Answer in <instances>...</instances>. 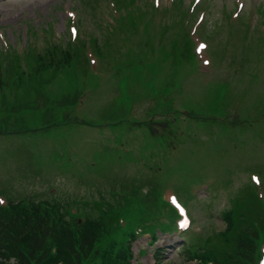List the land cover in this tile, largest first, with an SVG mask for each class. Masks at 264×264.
Here are the masks:
<instances>
[{"label": "rangeland", "instance_id": "rangeland-1", "mask_svg": "<svg viewBox=\"0 0 264 264\" xmlns=\"http://www.w3.org/2000/svg\"><path fill=\"white\" fill-rule=\"evenodd\" d=\"M194 1L135 0L125 10L117 0H0V57L6 54L8 64V52L19 53L25 74L22 52L41 50V36L66 47L75 26V39L91 36L103 52L104 37L111 44L120 37V51L110 46L100 58L108 62L93 59L83 84L63 68L0 92V204L51 196L71 210L88 205L82 212L95 217L90 204L110 203L122 211L120 225L138 236L132 264H201L189 255L194 243L200 249L195 236L222 230L219 212L229 198L248 180L259 187L264 178V0H201L192 14ZM112 22L121 26L108 33ZM186 31L190 56L182 47L183 60L172 65L168 45ZM158 41L168 56L147 47ZM133 44L139 52L130 60ZM126 59L139 62L123 66L124 79L115 68ZM168 81L175 90L155 110ZM121 89L134 99L120 97ZM66 99L76 106L67 110ZM8 107L26 117L22 124L3 123ZM146 119L154 133L143 129ZM155 213L193 223L179 233L157 230L151 244L138 230L152 235L146 229Z\"/></svg>", "mask_w": 264, "mask_h": 264}, {"label": "trees", "instance_id": "trees-1", "mask_svg": "<svg viewBox=\"0 0 264 264\" xmlns=\"http://www.w3.org/2000/svg\"><path fill=\"white\" fill-rule=\"evenodd\" d=\"M117 2L124 5L126 10L135 0ZM174 7L178 8V4ZM130 27L135 28V25L131 23ZM125 32L129 33L131 30L125 27ZM32 34H35L34 30L30 36ZM41 37L44 44L41 50L38 47V50L32 51L34 53L27 50L22 52L23 60L30 71L28 74L22 70L19 53L8 52L11 58L8 64L5 62L6 54L1 55L0 92L19 85L25 79L38 78L47 71L59 73L63 68H71L76 76L80 71L85 73L87 62L84 47L87 40H80L78 45L68 41L65 47L64 43L57 42L48 45L44 37ZM124 40L126 41L125 37ZM89 42L97 53L102 52L96 39L91 38ZM107 43H103V46H107ZM151 44L147 43V47L152 53L154 49H158L162 52V57L168 56L166 43L158 41L156 45ZM30 46L31 41L27 49ZM168 47L171 54H176L172 65L176 59L183 60V55L178 52L182 47L184 55L190 56L185 33L179 40L171 41ZM11 66L15 69L17 66L19 69L13 71L14 75L8 70ZM119 68L122 78L125 79L124 68ZM16 76L20 82L15 80ZM174 85V81H168L157 93L155 110L165 106L161 96L169 93ZM120 97L132 101L134 94L132 92L128 95L121 89ZM74 101L75 99L65 101V105L73 104ZM110 115L115 114L108 116ZM122 116L124 115L120 117ZM4 117L15 120L18 115L15 116L8 107ZM122 121L126 122L125 119ZM46 204L47 206L42 208L39 204L17 202L10 203L7 208L0 207V264H131L130 243H127L126 239L128 233L118 238L117 218L122 212L108 208L100 209L97 216L86 217L84 223H79L77 217L63 210L59 203ZM95 206L98 208L99 205ZM221 219L224 221V228L205 238L198 237L196 240L200 249H195L194 243L193 250L189 251L190 257L199 259L203 264H254L264 239V197H258L256 187L250 182L245 184L230 197L228 207L221 212Z\"/></svg>", "mask_w": 264, "mask_h": 264}, {"label": "snow or ice", "instance_id": "snow-or-ice-1", "mask_svg": "<svg viewBox=\"0 0 264 264\" xmlns=\"http://www.w3.org/2000/svg\"><path fill=\"white\" fill-rule=\"evenodd\" d=\"M253 179H256V180H258V178H257V177H253Z\"/></svg>", "mask_w": 264, "mask_h": 264}]
</instances>
